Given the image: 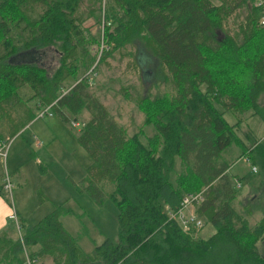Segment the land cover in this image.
Instances as JSON below:
<instances>
[{
  "label": "trees",
  "instance_id": "16d2710c",
  "mask_svg": "<svg viewBox=\"0 0 264 264\" xmlns=\"http://www.w3.org/2000/svg\"><path fill=\"white\" fill-rule=\"evenodd\" d=\"M219 1L0 0V121L15 124L16 93L26 100L38 97L39 107L52 105L66 119L87 110L89 119L77 137L91 157L85 188L102 202L103 186L112 185L107 196L117 209V241L106 239L91 252L65 230L66 210L59 205L35 224L19 223L21 237L1 230L0 264H25L23 248L33 258L49 256L53 264H264L257 246L264 242V210L251 225V203L244 206L246 216L236 205L237 181L253 187L255 177L264 179V137L250 138L253 142L248 137L246 143L239 135L246 119L257 115L264 122L261 7L256 0ZM96 11L104 16L96 39L104 44L101 60L140 39L148 55L138 61L156 62L160 79L173 85L172 94L148 93L137 100L143 126L154 131L146 143L142 128L129 136L87 91L85 76L68 93H59L66 82L77 81L80 66L87 71L95 63L90 48L95 38H88L81 24ZM234 14L231 32L228 19ZM48 47L60 55L51 77L36 64L12 61L22 50ZM233 145L241 150L238 158H248L257 172L230 171L235 161L226 155ZM202 190L195 212L203 228L211 229L206 238L198 236L203 228L184 232L167 210H177L186 194ZM0 195L8 199L2 185Z\"/></svg>",
  "mask_w": 264,
  "mask_h": 264
},
{
  "label": "rangeland",
  "instance_id": "374dc122",
  "mask_svg": "<svg viewBox=\"0 0 264 264\" xmlns=\"http://www.w3.org/2000/svg\"><path fill=\"white\" fill-rule=\"evenodd\" d=\"M213 1L220 3L219 0ZM87 11L86 4L81 12L86 14ZM102 12L100 14V11H96L94 16L84 17L81 24L85 35L95 38L90 44L95 63L91 70L87 71L80 66L76 74L77 81L74 79L70 83L66 82L59 93H68L85 76L88 80L87 91L106 106L111 116L126 129L129 136L142 128L145 133V138L142 139L146 143V137L152 136L154 131L151 125L143 126L144 113L139 109L137 100L148 93L152 96L172 94L173 85L160 79L156 62L144 59L140 61L143 63L141 64L138 61L142 54L148 55L142 49L140 39L115 50L109 49V53L101 60L104 44L99 45L96 39L98 31L103 28V20L99 22L104 17ZM242 12L243 8L235 14L241 15ZM235 14L228 19L231 32L236 28ZM59 58L56 49L48 47L32 51L22 50L12 61L36 64L45 69L47 76L51 77L59 66ZM12 98L19 110H11L15 115V124L0 121V145L5 152L4 157L0 156V182L2 188L5 180H9L12 185L8 198L19 213V223L35 224L59 205L66 210L61 216L63 227L77 238L85 252H91L106 239L116 242L117 209L107 196L112 185L103 186V200L97 202L88 193L83 181L91 157L78 143L77 137L83 124L89 119L88 111L83 109L75 117L68 114L66 119L54 108H49L51 115L45 114L43 118H38V113L44 109L38 106V97L26 100L16 93V97ZM73 121L78 122L79 126L73 127ZM17 128L22 129L13 135L14 131H18ZM249 142L253 141L250 139ZM234 150L226 155L228 162H237L232 171L243 176L252 175L251 165L246 163L245 157L238 158L241 150ZM176 169L178 172L182 169L179 160L176 161ZM254 181L253 187L243 183L239 188V201L236 204L246 216L244 206L251 203L248 208L252 210V215L248 217L251 225L260 220L264 210V179L255 177ZM18 229L20 226L11 230L19 235L22 229ZM210 234V229L204 227L198 236L206 238ZM257 246L264 255V242H259ZM37 264L53 263L50 258H39Z\"/></svg>",
  "mask_w": 264,
  "mask_h": 264
},
{
  "label": "built area",
  "instance_id": "2783aa9c",
  "mask_svg": "<svg viewBox=\"0 0 264 264\" xmlns=\"http://www.w3.org/2000/svg\"><path fill=\"white\" fill-rule=\"evenodd\" d=\"M256 5L261 7V17L259 19V24L264 26V0H256ZM52 106V105H51ZM51 106H48L44 108L42 111H40L37 115L38 118H43L45 114L51 115L49 113V108ZM73 127H78L79 124L76 121L72 122ZM0 156L4 157L5 152L3 147L0 145ZM246 163L250 164V160L248 158H245ZM251 171L253 173L257 172V167L254 165H251ZM236 187L240 188L241 183L236 182ZM3 191L4 193L8 196L10 194L12 185L9 180H5L3 183ZM204 193L203 190L195 193H189L186 194L181 202L180 206L177 208V210L172 211L167 207L168 210V215L170 219H176L182 228L184 232H191V230L199 231L203 228V220L197 216L195 212L196 206L200 205L203 201ZM11 219H14L15 221L17 220L16 218V213L13 211V213L10 215ZM20 236V233H19ZM21 237V236H20ZM23 256H24V261L25 264H37L38 260L37 258L30 257L23 248Z\"/></svg>",
  "mask_w": 264,
  "mask_h": 264
},
{
  "label": "crops",
  "instance_id": "0c3cea01",
  "mask_svg": "<svg viewBox=\"0 0 264 264\" xmlns=\"http://www.w3.org/2000/svg\"><path fill=\"white\" fill-rule=\"evenodd\" d=\"M259 104L264 107V94L261 95V97L259 98ZM228 117H229V115H227V118ZM243 117L245 119L246 116H243ZM230 120H232V119L230 118ZM5 126H7V125L5 124ZM242 126H243V128L240 131L239 135H241V137H242L244 142H246V139L248 137H249V139L250 138L251 139L252 138H257V137H261V138L264 137V122L257 115L253 116L252 118L246 119L243 122ZM22 128H20L15 134H17ZM234 149H238L239 152H240L239 146H232L227 151V153L229 154L231 152H234L235 151ZM236 165H237V162L230 166V171L232 173H234L232 171V169L234 168L233 166H236ZM238 169H241V168H238ZM234 174H238V173H234ZM238 175H240V174H238ZM240 176H243V175H240ZM1 183L2 182H0V185H2ZM247 185H248V187L250 186L249 183H247ZM13 211L16 213V218H17L16 221L14 219L10 218V215L13 213ZM18 226H19V213H18V211H16L14 209V207L12 206V203H11L9 198L7 199L6 196L0 195V231L1 230H6V229L11 230L13 228L15 230L16 228H18ZM207 229H209V228H207ZM14 230H11L12 233H16ZM210 231H211V229H210ZM17 234H18V231H17ZM33 248L38 249L39 246L35 245V246H33ZM48 258H50V257L49 256H44L41 259H48ZM50 260L52 261L51 258H50Z\"/></svg>",
  "mask_w": 264,
  "mask_h": 264
}]
</instances>
